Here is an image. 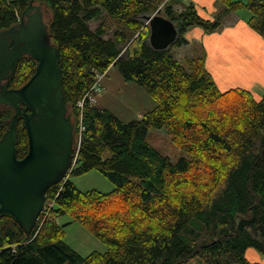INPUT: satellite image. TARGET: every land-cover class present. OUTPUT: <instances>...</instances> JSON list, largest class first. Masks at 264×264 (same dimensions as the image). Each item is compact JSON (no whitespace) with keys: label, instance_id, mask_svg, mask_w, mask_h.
<instances>
[{"label":"trees","instance_id":"trees-1","mask_svg":"<svg viewBox=\"0 0 264 264\" xmlns=\"http://www.w3.org/2000/svg\"><path fill=\"white\" fill-rule=\"evenodd\" d=\"M31 1L0 0V30L17 23ZM34 2L48 10L76 134L77 101L111 65L143 85L157 104L124 122L86 102L85 130L70 175L98 169L115 188L84 192L70 176L53 185L47 198L55 203L29 238L12 218L0 217V264H186L195 256L208 264H263L251 262L246 251L251 247L264 255V94L220 90L204 55L182 63L172 47L189 42L190 27L215 31L241 7L250 10L248 24L264 38V0H218L222 7L213 18L201 16L192 2L180 9L181 0ZM160 5L179 32L164 50L150 44L145 19ZM99 16L103 20L92 28ZM36 66L33 57L24 56L9 87L25 84ZM13 114L12 107L0 105V138ZM151 128H165L190 156L173 162L147 140ZM28 148L20 120L18 156ZM66 214L105 241L107 251L83 257L71 249L58 222Z\"/></svg>","mask_w":264,"mask_h":264},{"label":"water","instance_id":"water-1","mask_svg":"<svg viewBox=\"0 0 264 264\" xmlns=\"http://www.w3.org/2000/svg\"><path fill=\"white\" fill-rule=\"evenodd\" d=\"M47 9L32 0L20 20L0 30V105L14 114L0 138V217L12 218L29 238L47 201V191L64 180L74 160V123L63 85L60 50L49 34ZM153 48H169L178 37L175 23L160 14L145 15ZM31 56L37 66L18 88L9 87L19 61ZM20 120L29 148L18 156Z\"/></svg>","mask_w":264,"mask_h":264},{"label":"rangeland","instance_id":"rangeland-1","mask_svg":"<svg viewBox=\"0 0 264 264\" xmlns=\"http://www.w3.org/2000/svg\"><path fill=\"white\" fill-rule=\"evenodd\" d=\"M189 2V0H182L180 6H187ZM163 8L164 7L160 5L155 12L150 14L163 15L161 11ZM243 10L249 12L247 7H241L238 11ZM99 17L90 22L92 28L97 27L103 20V16ZM45 19H47V14H45ZM113 26L114 23L111 22L110 27L107 29V32H109L110 35H112L111 29ZM172 52L182 63H185L188 58L204 55L203 49L198 42L184 44L181 47L173 46ZM99 78L101 88L100 91L94 93L96 98L95 104L101 108H108L124 122H130L141 118L145 112L152 109L157 104L155 99L149 94L143 85L134 80L126 79L118 65H111L106 72L99 75ZM147 140L153 147L159 150L162 154L168 156L173 162L177 161L180 157L190 156L173 142L171 135L165 128L149 129ZM75 144L76 140L74 147ZM70 178L77 187L84 192L95 189L106 193L115 188V184L98 169H92L83 174L70 175ZM48 200L49 199H47L46 202H48ZM58 222L60 225H64V242L79 255L86 257L94 251L100 253L107 251V243L95 235L88 226L79 221H75L70 214L61 216L58 219ZM253 250L257 252L255 249ZM252 254V251H250V258H252ZM257 254L260 253L257 252ZM261 256L264 257L262 254ZM186 264L208 263L201 260L198 256H195L187 261Z\"/></svg>","mask_w":264,"mask_h":264},{"label":"crops","instance_id":"crops-1","mask_svg":"<svg viewBox=\"0 0 264 264\" xmlns=\"http://www.w3.org/2000/svg\"><path fill=\"white\" fill-rule=\"evenodd\" d=\"M189 1L204 18H213L222 7L218 0ZM237 11L228 14L215 31L206 32L201 26H192L185 37L189 41L187 44H200L206 67L220 90L243 88L260 98L264 94V38L248 24L250 10ZM253 249H247L246 257L251 262L264 264V257Z\"/></svg>","mask_w":264,"mask_h":264},{"label":"built area","instance_id":"built-area-1","mask_svg":"<svg viewBox=\"0 0 264 264\" xmlns=\"http://www.w3.org/2000/svg\"><path fill=\"white\" fill-rule=\"evenodd\" d=\"M100 74L101 73L96 74V81H95L92 89L88 90L84 94V96L77 101V108L79 107L81 112H80L79 123L77 124V129H76L77 134L75 133L76 144H75L74 161H73V165H72L70 171L73 169V167L76 164V157L78 155V150L80 147L82 133L85 130V124H84V120H83V108L86 105V102H88V101L93 102V103L96 102V99L94 97V93L100 91V88H101L100 87V78H99ZM54 203H55L54 199H49L48 202H46L45 207H44L41 215L42 214H45V215L48 214L49 210L53 207Z\"/></svg>","mask_w":264,"mask_h":264},{"label":"bare ground","instance_id":"bare-ground-1","mask_svg":"<svg viewBox=\"0 0 264 264\" xmlns=\"http://www.w3.org/2000/svg\"><path fill=\"white\" fill-rule=\"evenodd\" d=\"M259 145V144H258ZM260 147V146H259ZM230 154V153H229Z\"/></svg>","mask_w":264,"mask_h":264}]
</instances>
